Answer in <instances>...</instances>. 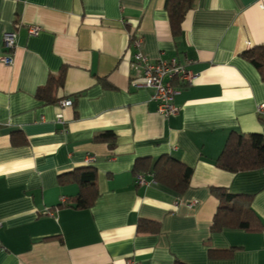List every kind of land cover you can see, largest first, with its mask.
<instances>
[{
  "label": "crops",
  "instance_id": "1",
  "mask_svg": "<svg viewBox=\"0 0 264 264\" xmlns=\"http://www.w3.org/2000/svg\"><path fill=\"white\" fill-rule=\"evenodd\" d=\"M6 32L17 43L13 63L0 60V264H264V229H212L214 187L253 195L264 224V169L217 165L233 131L264 136V80L244 55L264 45V0H195L180 35L167 0H0V58ZM133 34L153 61H193L196 80L174 81L176 115L134 84ZM61 73L55 100L39 99ZM164 155L194 169L186 190L154 179ZM87 166L99 195L84 207Z\"/></svg>",
  "mask_w": 264,
  "mask_h": 264
},
{
  "label": "trees",
  "instance_id": "2",
  "mask_svg": "<svg viewBox=\"0 0 264 264\" xmlns=\"http://www.w3.org/2000/svg\"><path fill=\"white\" fill-rule=\"evenodd\" d=\"M195 0H167L171 25L175 35L182 33V23L187 13L193 8ZM244 55L255 65L264 80V45L254 47ZM64 73L51 77L37 91V97L44 101L55 100L57 88L64 85ZM112 137V133L103 134L101 138ZM217 165L228 172L237 173L264 169V136L262 134H241L233 131L227 139ZM194 169L184 165L170 155L161 156L153 168L154 179L184 191L190 186ZM76 180L81 186L77 197L80 206H90L99 195L96 186V170L91 166L84 167L76 173ZM219 199L218 212L213 221V231L223 228L245 229L248 231L263 230L264 224L252 207L253 195L236 194L224 188H212ZM159 228V227H158ZM156 228L155 230H157ZM142 229V227H141Z\"/></svg>",
  "mask_w": 264,
  "mask_h": 264
},
{
  "label": "built area",
  "instance_id": "3",
  "mask_svg": "<svg viewBox=\"0 0 264 264\" xmlns=\"http://www.w3.org/2000/svg\"><path fill=\"white\" fill-rule=\"evenodd\" d=\"M39 28L29 27V33L36 35L39 33ZM17 35L15 32H6L4 34L5 50L10 52L6 56H2L0 60L6 65H10L14 61L13 50L16 47ZM142 37L131 36V45L135 47V52L132 54L135 63L141 67V79L135 81L138 87H146L154 90L152 98L158 103V111L165 117L176 115L179 112V106L175 102L177 94L181 88L174 85V81H178L181 86H187L193 83L197 76L191 70L189 65L193 62L191 59L185 57L183 60L174 57L171 59L161 58L153 61L142 52ZM73 100L64 99L61 101L63 107L71 106ZM59 122H62L63 115L59 114L57 117ZM92 161V159H90ZM145 182L143 175H137V183ZM65 198L62 199L64 203ZM128 264H138L133 259L128 260Z\"/></svg>",
  "mask_w": 264,
  "mask_h": 264
}]
</instances>
